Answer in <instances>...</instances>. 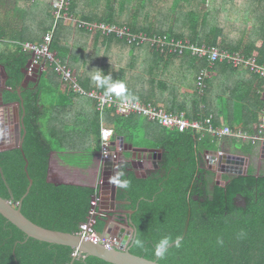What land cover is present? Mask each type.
Masks as SVG:
<instances>
[{
	"label": "trees",
	"instance_id": "obj_1",
	"mask_svg": "<svg viewBox=\"0 0 264 264\" xmlns=\"http://www.w3.org/2000/svg\"><path fill=\"white\" fill-rule=\"evenodd\" d=\"M206 2L141 0L143 6L151 9L150 13L139 11L148 15L126 17L118 13L108 21L127 24L136 32L188 37L200 44L255 56L264 64V47H256L252 40L244 39L246 44H242L243 41L225 36L223 9L219 6L218 10L210 8L204 13L202 6ZM167 4L171 5L170 14L159 12V5ZM57 27L55 33L59 36L54 34L51 47L64 64L76 70L84 88H97L92 76L99 71L113 82L125 84L121 98L152 101L169 112H185L189 119L206 118L200 117L199 107L203 102L208 105L213 79H207L203 95L197 89V78L207 65L206 60L190 54L160 52L148 43L129 45L116 36H106L102 41L96 38L90 47L87 44L71 47L72 43L68 42L60 46V40L67 35L59 30L66 26L60 21ZM29 59L22 46L0 56V64L7 73L2 100L22 102L20 117L23 118V147L0 151V195L13 204L20 201L30 184L25 170L28 160L33 185L23 200V214L46 228L77 233L80 224L87 220L96 190L50 180L51 152L101 150V115L96 100L93 103L88 96L75 93L52 67L42 72L39 82L24 84ZM229 69L239 68L222 62H216L212 68L218 72ZM261 79L264 83V78ZM185 85L193 94L181 92ZM263 107L260 100L253 112L256 121ZM209 110L210 104L206 111ZM102 121L134 146L162 149L159 167L145 177H139L131 169L130 151H124L125 159L119 164V172L124 173L121 180H127L129 186L118 187L117 199L126 202L118 207L129 211L128 221L136 229L132 253L161 264H264V172L256 175L249 169L246 174L233 177L225 174L222 177L225 182L221 183L216 181L213 170L201 165L204 154L222 149V140H231L246 152H251L254 144L191 128L168 129L136 113L118 115L114 108L104 112ZM211 123L218 127L215 120ZM159 155L155 151L146 153L152 158ZM239 196L244 199L243 204L236 202ZM105 225L99 219L95 228L103 232ZM165 236L171 238L168 251L163 258L156 257V244ZM177 238H180L179 247L175 246ZM136 239L143 242V247L135 245ZM218 239L223 243H218ZM75 252L70 246L28 238L0 213V264H112L96 256L75 257Z\"/></svg>",
	"mask_w": 264,
	"mask_h": 264
},
{
	"label": "crops",
	"instance_id": "obj_2",
	"mask_svg": "<svg viewBox=\"0 0 264 264\" xmlns=\"http://www.w3.org/2000/svg\"><path fill=\"white\" fill-rule=\"evenodd\" d=\"M72 3L71 6H73L71 11L75 16L93 22H109L108 20H112L115 17L114 14L118 13L125 14L126 17L135 14L148 15L142 13L139 9L149 13L151 9L150 6L149 8L143 6L141 0H73ZM218 3L220 4L218 5ZM219 6H221L224 11L223 19L225 23L223 26L225 36H230L231 39L236 42L243 41L242 44H246L245 41L252 40V43H254L256 47H264V0H220V2L215 3L207 0L202 6V10L206 13V10L210 8L218 10ZM170 8V4L159 5V12L169 15L171 12ZM120 22H122V20ZM153 22H155V20H153ZM63 25L66 27L60 28L59 32L60 34L61 32L65 33L67 37L60 40V46L68 42L69 45L72 43L71 47H78L83 44H87L85 46L90 47L96 38L100 41L104 40V38H108L101 33H91L89 31L90 33L87 34L80 30H76V28L86 29L72 26L64 22ZM54 26L55 14L52 0H0V56L14 52L25 42H41L45 34L52 30ZM86 34L89 35L88 39ZM55 35L57 34L55 33ZM58 36L59 34L57 37ZM247 37L249 39H247ZM244 39L246 40L244 41ZM54 51L58 54L56 50ZM72 53H75V51ZM76 54L79 55V51H76ZM2 67L3 65L0 64V68ZM49 68L51 67L45 70ZM73 70L76 72L75 69ZM76 75L78 76L77 72ZM209 78L213 79V90L208 96V105L206 102H203L199 107V109H201L199 114L200 117L206 116L212 118L218 122L217 126L220 128L229 126L233 130H243L246 132H248L247 130L255 131L260 122L261 111L259 112L257 121L256 116H253V112H256L260 100L264 102V83H262V79L246 69H229L221 72L212 70ZM41 79L42 76L37 77L34 81L39 82ZM29 81L32 80H28V82ZM185 86L186 87H182L181 92L193 94L189 89L190 87L188 88V85ZM5 88H7L6 80L5 84L0 88V122L7 110H10L16 117L15 105L17 102L4 103L2 100V90ZM258 95L261 97L259 98ZM93 103H95V99H93ZM209 104L210 110L206 111L207 107L209 109ZM102 119L103 115L101 116V129L103 125L111 127L106 125ZM79 121H81V119ZM222 137L224 138V136ZM227 143L228 146L226 145ZM125 144L129 147L124 151H130L132 153L131 157L128 158L130 163L147 157L146 153L153 149L147 146H134L126 142V140ZM246 144H248V142ZM220 146L222 149L216 152L244 156L246 162L240 166L247 172L249 169L253 170L256 175H260L264 172L263 143L254 144L251 152L243 151L242 146L236 147L231 140H222ZM136 148H146L148 151H138ZM201 165L207 166V168L210 169V163L206 158V154L202 157ZM131 169H133L139 177H144L151 173L152 169L157 168H141L139 166L135 168L133 164H131ZM213 171L217 176L218 171ZM103 172L104 162L102 160V149H92L90 151L54 150L51 152L49 178L54 182L91 186L96 190L97 181L102 176ZM221 174L222 178L223 175H231L232 173L226 172ZM122 202L123 201H119V204ZM119 225L120 224H117L118 228H120ZM114 229L115 228H113V230Z\"/></svg>",
	"mask_w": 264,
	"mask_h": 264
},
{
	"label": "built area",
	"instance_id": "obj_3",
	"mask_svg": "<svg viewBox=\"0 0 264 264\" xmlns=\"http://www.w3.org/2000/svg\"><path fill=\"white\" fill-rule=\"evenodd\" d=\"M73 0H52V6L55 14V26L52 30L47 32L41 42H25L22 48L30 55L28 65L25 69V76L35 77L41 71L48 67L54 70L61 76L62 81L66 83L75 93L87 95L96 100L101 116L108 108H114L115 112L120 115L127 116L131 113L139 114L147 117L150 120L157 121L160 125L168 129H179L184 131L188 128L196 131H206L219 137L229 136L236 137L241 140L251 142L252 144H264V107L261 111V117L258 127L255 132L249 134L243 130H233L229 126L223 128L212 125V118L206 117L204 119H189L185 112L173 113L159 107L153 102L144 103L142 101L131 98H121L114 93L108 94L107 91L99 87L90 90L85 89L76 72L61 60L58 54L52 49L51 44L55 34L57 24L62 21L66 24L84 28L91 33H101L106 36H116L119 39L125 40L129 45H143L150 44L151 47L160 52H169L178 55L190 54L197 59H204L207 65L203 67L197 78V89L199 94L203 95L207 84L206 81L210 77L212 68L216 62L228 63L235 68L246 69L251 73L264 78V64L260 63L255 56H246L241 52H231L226 48L219 46H212L208 44H200L193 42L189 38H176L168 34H148L144 31L136 32L127 25H118L109 22H93L75 16L71 12V4ZM117 134L111 127L102 126V160L119 159L120 152L123 148L117 149V145L113 144L116 141ZM111 152L113 155L111 156ZM220 153V152H219ZM103 174L96 184V191L92 196L91 210L87 220L80 224V230L77 232L85 239L91 240L94 243L103 244L109 248L119 246L121 240L126 236L127 230L132 229L126 227L121 239H118L123 222L128 220V210L118 207L115 211L102 209L103 206ZM13 204V202H11ZM18 203H15L17 205ZM120 213L117 214L116 212ZM115 213V214H114ZM114 215L115 220L110 218ZM119 216V218H117ZM102 219L106 222L104 235H100L95 228L97 221ZM120 224L118 228L117 224ZM116 225V226H115ZM113 228H115L113 230ZM108 230L111 232L108 234ZM129 238L131 236L129 235ZM75 257H81V253L76 250Z\"/></svg>",
	"mask_w": 264,
	"mask_h": 264
},
{
	"label": "water",
	"instance_id": "obj_4",
	"mask_svg": "<svg viewBox=\"0 0 264 264\" xmlns=\"http://www.w3.org/2000/svg\"><path fill=\"white\" fill-rule=\"evenodd\" d=\"M43 71L40 74L36 75L35 77L26 76L24 80V84L28 82V80H36L37 77H41ZM7 79V73L5 67L3 66L0 68V88L5 84V80ZM4 80V81H3ZM22 103V102H21ZM21 103L17 102L15 105L16 108V118L17 123L15 124L16 128V143L12 146H6L4 148H0V151L10 149V148H22L23 147V138H21V130H22V122L23 118L20 117V108ZM113 144L117 145V149L120 148L123 150H127L129 146L125 144V138L123 136H117L116 141ZM138 151H148L146 148H136ZM155 151L159 156L152 158L144 157L139 159V161H133L131 164L135 168H158L159 163L158 160L161 158L162 149H152L149 152ZM124 152V151H123ZM123 152H120L119 159H112L104 160V172H103V187H102V194H103V206L102 209H108L112 212L117 209V205L119 203L117 199V192L118 187L110 183V178L114 177L119 172V164L125 158ZM113 155V152L110 154ZM206 158L210 163V169L216 170L219 172V177H221V173H232L235 175H242L246 174L245 170L242 166L246 159L244 156L237 155V154H230V153H223V152H207ZM28 160H26L25 170L28 174L30 184L27 188V192L24 196L20 199L17 205L12 204L10 200L4 198L0 195V213L12 222L15 226H17L20 230H22L28 238H35L40 241L48 242V243H55L60 245H66L73 247L75 250H78L84 256H96L102 260H105L112 264H161L157 260L149 259L144 256H140L134 254L130 251L131 243L136 235V229L129 223V221L123 222V227L119 233L118 239H121L124 232L126 231V227H130L131 230H127L126 236L121 240L119 246L109 248L100 243H94L91 240L85 239L80 236L78 233L66 232L61 230H53L46 228L42 225H39L33 222L31 219L26 217L22 212V204L24 198L29 194L31 187L33 185V179L30 177L28 173ZM145 177V176H144ZM112 220H115L114 215H110ZM111 230H108V234ZM103 232H99L100 235H104ZM129 235L131 238H129Z\"/></svg>",
	"mask_w": 264,
	"mask_h": 264
},
{
	"label": "clouds",
	"instance_id": "obj_5",
	"mask_svg": "<svg viewBox=\"0 0 264 264\" xmlns=\"http://www.w3.org/2000/svg\"><path fill=\"white\" fill-rule=\"evenodd\" d=\"M92 79L96 83L97 87L106 88L108 94L114 93L117 96H122L126 91L125 84L123 82H113L110 76H104L99 71L92 76ZM123 175L124 173L122 171L118 172L114 177L110 178V183L115 184L119 188H127L129 186V182L127 180H121ZM134 243L138 247H143V242L139 239H136ZM170 243V237L165 236L161 238L155 247L156 257L163 258L168 251ZM218 243H223V241L218 239ZM175 246H180V238L175 240Z\"/></svg>",
	"mask_w": 264,
	"mask_h": 264
},
{
	"label": "rangeland",
	"instance_id": "obj_6",
	"mask_svg": "<svg viewBox=\"0 0 264 264\" xmlns=\"http://www.w3.org/2000/svg\"><path fill=\"white\" fill-rule=\"evenodd\" d=\"M16 123H17V118L15 117V114H13L10 110H7L6 114H4V116L2 117V120L0 122V148H4L6 146H12V145H14L16 143V135H17L16 134V128H15V124ZM9 124H12V125H11V128L8 129L6 127V125H9ZM226 145L228 146V143ZM245 173H247L246 170H245ZM229 176L233 177L235 175L231 174ZM216 181H219L221 183L224 182V180L221 177H219V172L217 174ZM212 187H213V184L211 183L210 184V188H212ZM236 202L238 204H243L244 203V199L239 196L236 199ZM116 213L120 215L119 211L116 212ZM117 218H119V216H117Z\"/></svg>",
	"mask_w": 264,
	"mask_h": 264
},
{
	"label": "flooded vegetation",
	"instance_id": "obj_7",
	"mask_svg": "<svg viewBox=\"0 0 264 264\" xmlns=\"http://www.w3.org/2000/svg\"><path fill=\"white\" fill-rule=\"evenodd\" d=\"M11 125H12V124L6 125V127L9 129V128H11ZM122 203H124V201H123ZM119 205H121V203H120ZM119 205H118V206H119ZM125 210H126V209H125Z\"/></svg>",
	"mask_w": 264,
	"mask_h": 264
}]
</instances>
